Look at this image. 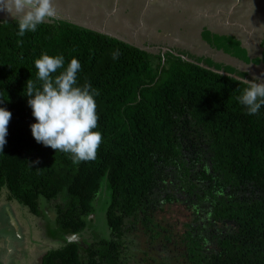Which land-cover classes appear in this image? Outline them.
<instances>
[{
	"label": "trees",
	"instance_id": "trees-1",
	"mask_svg": "<svg viewBox=\"0 0 264 264\" xmlns=\"http://www.w3.org/2000/svg\"><path fill=\"white\" fill-rule=\"evenodd\" d=\"M17 30L0 20V107L12 113L0 193L7 187L37 216L42 200H61L58 230L87 243L56 236L63 243L32 264H264V107L246 114L240 79L211 56L153 52L65 19ZM204 36L237 56L225 37ZM42 54L63 55L65 66L77 58L78 84L99 92L96 159L73 163L34 139L26 93L40 84ZM182 207L185 220L173 221Z\"/></svg>",
	"mask_w": 264,
	"mask_h": 264
},
{
	"label": "rangeland",
	"instance_id": "rangeland-1",
	"mask_svg": "<svg viewBox=\"0 0 264 264\" xmlns=\"http://www.w3.org/2000/svg\"><path fill=\"white\" fill-rule=\"evenodd\" d=\"M97 1H99L98 4ZM123 1L84 0L85 5L79 11V18L85 20L89 26L116 35L124 41L153 52L181 48L202 55H208L209 52V54H214L218 59L224 61L225 59L221 57H227L226 60L228 61V56L211 50L202 41L200 32L202 28L208 27L210 31H216L214 34L225 37L226 42L235 49L237 56L244 57L246 55L247 50L245 51L242 47V39L238 36L249 23L241 21L240 17L242 16L234 11L235 5L227 7L226 3H222L221 7H218L215 0L211 4L203 0H142L143 3H134V11L136 12L130 17V15L127 16L125 14V10L129 6L128 0L125 3ZM89 3L90 5L92 4L91 7ZM113 9L122 12L121 19L107 18V14L113 12ZM198 14H200V17ZM215 14H218V16H215ZM191 15H195L194 21H190ZM5 17L12 18L7 10L0 12V20L6 19ZM80 23L84 24L83 22ZM261 32L259 30L257 36L259 39ZM248 34H251V32ZM205 36H207L206 33ZM205 36H202L204 40H206ZM242 36L245 41H249L246 38L247 34L245 35L246 37ZM237 45H240L241 49ZM248 56L250 59L246 58L248 61L246 59L242 60L244 63L251 65L258 62L256 58H251L249 54ZM226 67L228 68L227 74L232 76L238 74L235 77L243 76L245 73L240 68L230 65ZM246 74L248 75V73ZM59 201L45 203L46 201L42 200L43 215L37 216L32 214L25 205L14 199L7 187H3L0 193V239L19 238L21 239L20 241H26L20 244L18 249V257L21 260L19 264H28L26 260L29 255L34 259L50 250L51 247L54 248L56 245L63 243V238H66L65 236L68 233L63 232L60 235L63 238H58L51 233V229H53V232L58 233V227L55 226L53 228L56 224V217L53 218L51 212L55 213L54 205ZM189 210L184 207L177 210L173 221L179 220L178 218L184 221L185 214H188ZM200 220L204 225L207 224L205 218ZM179 228L180 226L177 229ZM60 232L62 231L60 230ZM130 236L136 235L129 234ZM79 237H82V235L79 234ZM82 241L87 245L84 237H82ZM153 248L157 250L159 245L157 244ZM9 256L10 260L6 264L14 263L17 257L12 252L3 250L0 244V259L5 260Z\"/></svg>",
	"mask_w": 264,
	"mask_h": 264
},
{
	"label": "clouds",
	"instance_id": "clouds-1",
	"mask_svg": "<svg viewBox=\"0 0 264 264\" xmlns=\"http://www.w3.org/2000/svg\"><path fill=\"white\" fill-rule=\"evenodd\" d=\"M0 10L11 14L12 18H5L13 19L20 37L36 32L38 26L46 22L68 20L59 15L54 0H0ZM34 66L36 80L40 84L37 87L35 83L28 82L26 93L35 118L30 125L34 139L56 152L70 154L73 163L96 159L102 143V133L96 130L99 119L96 97L99 92L89 83L78 84L80 61L74 57L65 66L63 55L42 54L34 61ZM60 69L62 71L54 76ZM247 79L239 81L245 87L237 99L246 109V114L256 115L264 107V80ZM11 117L10 110L0 107V152L7 143Z\"/></svg>",
	"mask_w": 264,
	"mask_h": 264
},
{
	"label": "crops",
	"instance_id": "crops-1",
	"mask_svg": "<svg viewBox=\"0 0 264 264\" xmlns=\"http://www.w3.org/2000/svg\"><path fill=\"white\" fill-rule=\"evenodd\" d=\"M121 1V0H119ZM204 2H208V3H212L213 0H203ZM99 1H97L98 4ZM114 2V0H113ZM124 3L126 2V0L123 1ZM135 2H139V3H143L142 0H128V8L125 10V14L127 16L130 15V17L133 15L134 12V3ZM216 2V6L221 7L222 3H226V6L229 7L230 5H235V9L234 11L237 12L239 15H241V21H247L249 24L243 29L242 33H239V38L242 39V47L245 49L246 51V55L244 57L241 56H235L229 53H225L222 49H216L211 47L206 40L203 39V31L204 29H208V27H204L202 28L200 35H201V39L204 42V44H206L211 50H215V52H220L225 56H228V61L226 60L225 57H221L224 60L218 59L214 54H209L207 56H211L216 62L219 63H223L225 66L230 65L236 68H240L242 71H244L245 73H248V75L246 76V78H242L241 76H238L236 78L243 80V79H256V82H260L261 80H264V0H228V1H224V0H215ZM54 4L55 7L58 10V13L61 17H65L66 19H68L69 21L76 23L78 25H83L85 27H89L91 29H95V30H99L96 27H92L89 26L85 20H82L81 18H79V11L82 8V6L85 5L84 0H54ZM92 5V4H91ZM90 3L89 6L91 7ZM114 11L107 14V18H111V19H121L122 18V12L116 11L115 9H113ZM219 10V9H218ZM3 10H0V12L2 13ZM216 12V10H215ZM200 17V14H198ZM195 15H191L190 16V21H194ZM215 16H218V14H215ZM217 20V18H216ZM220 21V20H219ZM80 22H83L84 24H81ZM261 30V37L260 39L257 37L259 30ZM209 30V29H208ZM100 31V30H99ZM213 33H216V31L211 30ZM104 33H107L105 31H101ZM251 34H248L250 33ZM220 33V32H219ZM110 34V33H108ZM231 34V33H230ZM248 35L247 37L245 35ZM244 35L246 38L249 39V41H245L243 39ZM116 36V35H113ZM118 37V36H116ZM240 41V40H239ZM241 43V41H240ZM206 53V52H205ZM248 54L250 55V57L252 58H256L258 62L252 63L250 64H246L244 63L242 60L249 58ZM261 57V59H260ZM250 59V58H249ZM248 61V59H246ZM250 62V61H249ZM238 74H235V76H237ZM234 76V77H235ZM248 80V79H247ZM21 240V239H20ZM16 242V243H14ZM19 242L24 243L26 241H15L11 238H5V239H0V244L2 246L3 250H8L10 252H12L14 254V256L17 257L16 261L12 264H19L21 260H19V257L16 255V251L15 249V245H17V247H19ZM10 260V256L8 257V259L5 260H1L0 259V264H6L8 261ZM32 260H35V258L33 259L31 255H29V258L27 259L28 264H32Z\"/></svg>",
	"mask_w": 264,
	"mask_h": 264
},
{
	"label": "water",
	"instance_id": "water-1",
	"mask_svg": "<svg viewBox=\"0 0 264 264\" xmlns=\"http://www.w3.org/2000/svg\"><path fill=\"white\" fill-rule=\"evenodd\" d=\"M99 31V30H97ZM101 32V31H100ZM108 34V33H107ZM112 35V34H110ZM113 36V35H112ZM116 37V36H115ZM69 241L77 242L81 244L82 246H86V244L82 241V237H79L78 233H68L65 236Z\"/></svg>",
	"mask_w": 264,
	"mask_h": 264
},
{
	"label": "flooded vegetation",
	"instance_id": "flooded-vegetation-1",
	"mask_svg": "<svg viewBox=\"0 0 264 264\" xmlns=\"http://www.w3.org/2000/svg\"><path fill=\"white\" fill-rule=\"evenodd\" d=\"M62 18H64V17H62ZM51 214L53 215L52 216L53 218L57 217L56 211H55V213L51 212ZM55 226H57V225H54L53 228H55ZM57 230H58V228H57ZM62 233H63V231L60 232V230H58V235H56V236H60ZM66 233H68V232H66ZM11 239L15 240L14 238H11ZM14 243H16V242H14Z\"/></svg>",
	"mask_w": 264,
	"mask_h": 264
}]
</instances>
